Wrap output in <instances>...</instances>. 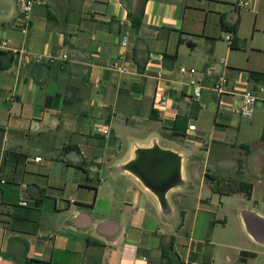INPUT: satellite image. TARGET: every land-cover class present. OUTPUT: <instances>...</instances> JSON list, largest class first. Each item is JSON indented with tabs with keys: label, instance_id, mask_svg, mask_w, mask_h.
Wrapping results in <instances>:
<instances>
[{
	"label": "crops",
	"instance_id": "0c3cea01",
	"mask_svg": "<svg viewBox=\"0 0 264 264\" xmlns=\"http://www.w3.org/2000/svg\"><path fill=\"white\" fill-rule=\"evenodd\" d=\"M239 1L44 0L24 33L18 0H0V204L45 189L36 233L0 225V264H264V99L248 121L232 110L264 85V0ZM220 73L234 96L218 110ZM155 145L182 157L165 206L126 168Z\"/></svg>",
	"mask_w": 264,
	"mask_h": 264
},
{
	"label": "built area",
	"instance_id": "2783aa9c",
	"mask_svg": "<svg viewBox=\"0 0 264 264\" xmlns=\"http://www.w3.org/2000/svg\"><path fill=\"white\" fill-rule=\"evenodd\" d=\"M20 6H21V18H20V24H21V29L22 32L27 33L29 28L31 27V22H32V17L34 13V8L36 5H40L44 3V0H18ZM252 4L250 1H244L241 0L237 4V9L244 7V8H251ZM226 39L228 40L229 43H233L234 41V34L230 33L226 36ZM128 40V35H123V41L125 42ZM2 46L7 47V42L3 41ZM12 52L14 55H19V54H26V55H31L29 51L25 48H15L12 49ZM69 56L68 54H62L59 57H54L51 55L44 56L42 54H32L31 59L36 61V62H48L52 63L56 59L66 61L68 60ZM222 64H226V60L222 59L221 60ZM116 68L121 71V72H127L128 67L127 66H116ZM180 72L182 74H188L190 75V81L189 85L191 86V98L193 101L199 102L202 94H203V89L204 85L202 84L201 80L198 78V70L195 68H188L185 66L180 67ZM158 77H162V74L160 73ZM228 86H229V77L227 76L226 73H220L214 80V83L212 85V90L214 91L218 103V110H220L221 106L224 105L225 102H227L229 99L233 98V94L228 92ZM156 102L160 105L166 104V102L169 99V96L167 93L163 91V88L158 86L157 91H156ZM259 99H264V85L259 88V90L254 91V90H249L245 91L241 94L240 101L238 104H234L232 106L233 112L237 113L239 116L242 118H251L254 115L255 112V107ZM190 130H195L196 125L192 124L189 127ZM101 133H103L105 136L110 135V128L108 126H104L100 128ZM208 143L207 141H205ZM37 161H40L41 158L38 157L36 158ZM2 183H5V180H1ZM20 204L22 205H27V201L22 198L20 200Z\"/></svg>",
	"mask_w": 264,
	"mask_h": 264
},
{
	"label": "water",
	"instance_id": "95a60500",
	"mask_svg": "<svg viewBox=\"0 0 264 264\" xmlns=\"http://www.w3.org/2000/svg\"><path fill=\"white\" fill-rule=\"evenodd\" d=\"M182 157L159 145L152 148H140L137 157L126 168L139 175L158 195L163 206L167 204L166 194L180 179ZM170 183L171 186L165 187Z\"/></svg>",
	"mask_w": 264,
	"mask_h": 264
},
{
	"label": "trees",
	"instance_id": "16d2710c",
	"mask_svg": "<svg viewBox=\"0 0 264 264\" xmlns=\"http://www.w3.org/2000/svg\"><path fill=\"white\" fill-rule=\"evenodd\" d=\"M143 11H141L140 16L134 19V28L138 29L142 23ZM222 27L226 32H230L235 34L237 32V24L229 23L225 17L222 18ZM233 46H236V43L233 41ZM165 60L167 61L169 58L174 62L177 58V55H169L167 53L164 54ZM144 70V67H141ZM257 78L262 77V74L253 73ZM247 194L251 193V186L247 185L244 187ZM40 195L36 200V204L34 206L22 205L20 203L12 204L9 207L1 206L0 204V225L6 228H12L15 230L25 231L36 233L40 228L41 215L43 211V202L45 198V189L39 190ZM171 242V245L172 246ZM176 264H184L180 259L175 261Z\"/></svg>",
	"mask_w": 264,
	"mask_h": 264
},
{
	"label": "rangeland",
	"instance_id": "374dc122",
	"mask_svg": "<svg viewBox=\"0 0 264 264\" xmlns=\"http://www.w3.org/2000/svg\"><path fill=\"white\" fill-rule=\"evenodd\" d=\"M240 2V1H239ZM189 12L193 15V16H197L198 14H201L203 11L202 10H198L197 8H189ZM227 36V35H226ZM225 36V39H226ZM227 40V39H226ZM228 41V40H227ZM227 41H225L227 43ZM245 121H248L247 118L244 119ZM254 146H256V144H254L253 142H251Z\"/></svg>",
	"mask_w": 264,
	"mask_h": 264
}]
</instances>
